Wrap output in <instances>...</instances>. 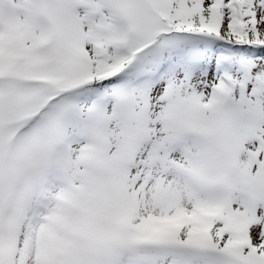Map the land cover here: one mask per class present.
Wrapping results in <instances>:
<instances>
[{
	"label": "snow or ice",
	"instance_id": "6c2138e0",
	"mask_svg": "<svg viewBox=\"0 0 264 264\" xmlns=\"http://www.w3.org/2000/svg\"><path fill=\"white\" fill-rule=\"evenodd\" d=\"M0 264H264V0H0Z\"/></svg>",
	"mask_w": 264,
	"mask_h": 264
}]
</instances>
